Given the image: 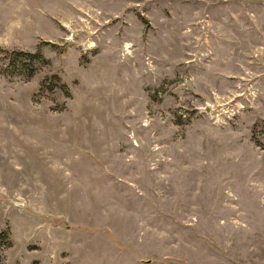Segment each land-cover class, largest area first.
I'll return each instance as SVG.
<instances>
[{"label":"rangeland","instance_id":"obj_1","mask_svg":"<svg viewBox=\"0 0 264 264\" xmlns=\"http://www.w3.org/2000/svg\"><path fill=\"white\" fill-rule=\"evenodd\" d=\"M3 231L0 264H264V0H0Z\"/></svg>","mask_w":264,"mask_h":264},{"label":"trees","instance_id":"obj_2","mask_svg":"<svg viewBox=\"0 0 264 264\" xmlns=\"http://www.w3.org/2000/svg\"><path fill=\"white\" fill-rule=\"evenodd\" d=\"M16 55H18L22 61V64H20L21 67H23L24 69H26L25 71L28 73V78L33 77L34 72L36 70H34L33 65L34 63H38L39 60H43V57L41 55V53L37 52V53H24V52H18L16 53ZM5 238L7 241V245H11V240L9 238V234L7 233V231H3L0 232V238Z\"/></svg>","mask_w":264,"mask_h":264}]
</instances>
